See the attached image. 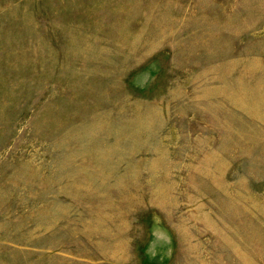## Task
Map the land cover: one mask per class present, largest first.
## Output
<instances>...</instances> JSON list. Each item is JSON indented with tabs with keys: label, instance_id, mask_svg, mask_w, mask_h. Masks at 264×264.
<instances>
[{
	"label": "rangeland",
	"instance_id": "1",
	"mask_svg": "<svg viewBox=\"0 0 264 264\" xmlns=\"http://www.w3.org/2000/svg\"><path fill=\"white\" fill-rule=\"evenodd\" d=\"M0 264H264V0H0Z\"/></svg>",
	"mask_w": 264,
	"mask_h": 264
}]
</instances>
